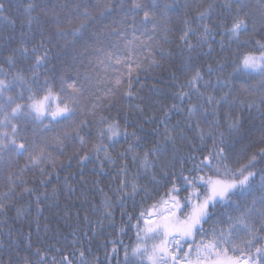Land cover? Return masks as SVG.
Masks as SVG:
<instances>
[{"label":"snow or ice","instance_id":"obj_1","mask_svg":"<svg viewBox=\"0 0 264 264\" xmlns=\"http://www.w3.org/2000/svg\"><path fill=\"white\" fill-rule=\"evenodd\" d=\"M93 7L95 15L87 6L83 13L73 15L80 8L77 4L61 19L67 5H52L46 0H20V32L17 36L16 19L4 15L8 6L5 0H0V24L11 28L8 35H0V161L6 154L17 160H26L18 174L7 175L9 191L0 196V213L7 211L2 201L35 197V222L38 226L46 202L59 199L58 189L52 187L48 192L49 181L43 178L51 176L46 166L50 165L53 171L57 167L52 151L62 152L65 141H75L83 150L82 155L76 154L81 163L89 160L90 152H104L105 159L112 164L117 160L126 161L119 168L115 189L118 194L116 203L121 209L127 199L135 203L141 191L148 195L149 184L168 187L166 198L161 197L147 213L141 211L136 224L130 225L136 229V243L131 248L124 247L123 264H144L145 258L149 264H264V168L259 173L255 170L257 154H253L247 164L230 168L229 154L235 145L226 142L225 132L221 131L224 126L222 120L227 123L229 135L241 130L239 116L232 111H223L224 108L231 110L245 104L234 96L236 76L256 81L249 84L244 80L240 88L244 93L258 96L259 107H264V41H255L259 56L245 54L231 65L227 63V56L219 60L212 56L217 34L221 35L219 45L224 52L225 36L229 46L235 44L240 48L247 47L257 32H264V0H211L206 4L204 0H185L179 6L161 3V0H103L102 5ZM173 15L183 16L178 37L181 43L176 46L181 50L178 72L184 80L179 82L180 76L173 73L172 79L177 83L178 91L172 96L174 102L161 110L159 124L163 126V132L155 129L161 139L142 155L137 151L138 144H129L112 157L108 149L119 143L121 127L111 112L113 109L119 112L125 100L130 102L137 95L133 89V73L142 64L132 59L131 51L128 56H121L106 51L101 45L105 43L106 36H122L130 27L133 33L147 34L148 40L153 41L146 46L148 54L145 59L149 64H157L154 49H159L161 59L173 55L164 47L171 44L169 36L174 31ZM116 16L120 17L119 20L115 19ZM106 19L111 23H105ZM89 21L93 23L89 24ZM92 28L96 30L93 32ZM158 33L160 38L156 39ZM69 36L72 37L71 52L57 57L64 64L65 71L56 75V69L48 67L53 64L52 45L64 40L65 46H69ZM192 37L195 43H192ZM140 43L145 44L144 41ZM111 47L115 48V45ZM90 49L100 54L95 57V63L105 73L113 64L121 65L127 71L116 69L115 76L109 79L110 86L103 101L97 97L98 102H90L89 106L81 101L88 94L87 84L92 77L85 74L84 83H79V70H76L77 79L66 78V70L73 67L78 56L84 57ZM69 56L72 63H69ZM88 62L92 64L93 60ZM21 65H27V68ZM229 66L232 72L224 76ZM256 106V100L247 104L248 108ZM105 111L109 114L105 115ZM173 116L180 117L174 124ZM29 122H36L44 129L58 127L60 130L50 140L41 136L43 142H38L30 139L24 131ZM93 135L95 142L90 139ZM123 135L125 139L130 135L139 140L135 132L129 134L125 130ZM208 141L212 143L210 149L207 148ZM181 151L187 152V160L193 164L186 169L188 175H185L183 167L185 158L178 156ZM129 156L134 165L139 162L137 172L131 175L127 164ZM259 158L264 159V148L260 149ZM178 160L181 162L179 177L174 170ZM30 169H39L43 191L29 186L24 180L25 172ZM205 170L210 174L200 175ZM177 179H182L187 193L183 201ZM141 180L147 183L142 184ZM65 185L69 191L72 190L67 178ZM116 203L104 194V216L110 223ZM26 211L17 207L16 215L22 217ZM121 215L126 213L121 211ZM132 218L129 216V221ZM84 219L87 221L88 217ZM209 222L210 227L206 229ZM124 231L121 227L120 232ZM197 235L202 237L199 242L195 239ZM8 236L11 238L12 233L9 232ZM27 236L29 242L24 253L20 254L18 248L13 249L14 244L19 245V240H12L8 249L16 252V258L11 254L6 258L0 256V264H74L68 255H62L60 260L55 255L49 259L47 249L39 245L34 247L31 243V231ZM150 241L151 248L148 247ZM185 245L188 251H184ZM55 251L60 253L62 250L56 248ZM112 252L116 253L117 249L113 247ZM79 257V264H89L84 251L79 252ZM95 264H99V258Z\"/></svg>","mask_w":264,"mask_h":264},{"label":"trees","instance_id":"obj_2","mask_svg":"<svg viewBox=\"0 0 264 264\" xmlns=\"http://www.w3.org/2000/svg\"><path fill=\"white\" fill-rule=\"evenodd\" d=\"M115 2V0H114ZM150 2V0H146ZM175 3L177 6L182 5L185 0H161V3ZM211 2V0H204V3ZM8 6V11L4 15H8L13 19H16L15 32L17 36L20 32L19 27V15L20 0H5ZM46 3L52 5H67V8L61 13V19L71 12L73 6L79 4L80 8L78 13H83L87 6L93 14H96V9L93 6H100L103 4V0H46ZM57 11H60L57 8ZM119 16L115 19L119 20ZM183 16H172V27L174 31L170 34L169 39L171 44L164 45L166 51L173 53L171 57H165L161 59L159 49L153 50L157 64H149L145 59L147 56L146 46L151 45L153 41L148 40V35L141 32L133 33V30L129 27L125 30V34L122 36L105 37V43L101 45L109 52H116L121 56H128L131 51L132 59L141 62L142 67L137 69L133 73V89L136 92L131 101L125 100L124 104L117 112L113 109L111 116L120 121L121 136L118 138L119 143L114 148L108 149L112 157H116L117 153L126 149L129 144H138L137 151L142 155L147 149L153 147V144L161 139L157 136L155 129L159 128L160 132H163V126L159 124V120L162 117V109L168 107L173 103L172 96L178 91L177 83L173 81V73L180 76V81L183 82L184 77L178 72L180 67V52L181 50L176 46L181 43L179 41V29L182 27ZM105 23H111V20L106 19ZM89 21V24H92ZM74 26V25H73ZM118 26V25H117ZM35 27V25H33ZM92 28L91 31H95ZM11 31L10 26L6 24H0V35H8ZM139 37V39H136ZM87 39V35L85 37ZM160 38V34L156 35V39ZM192 43H195V38L192 37ZM221 35L217 34L214 41V50L212 56L217 60L222 56H227V63L231 65L233 61L237 60L245 54H255L259 56V51L255 45L256 40L264 41V32H257L251 37L247 47L238 48L235 44L229 46L227 37H224L225 51L221 52L219 41ZM72 37H68V45L65 46L64 40H58L52 45L53 64L49 65V68L56 69V75H59L61 71H65L64 64L57 57H64L65 53H70V44ZM140 41H144L145 44L141 45ZM82 43V42H81ZM115 45V48L111 45ZM127 46V50H126ZM80 48V45H77ZM204 51H207L205 47ZM100 55L94 50L90 49L84 57H77V60L71 69H67V77L77 79L76 70H79V83H84V76L88 74L92 77L91 82L87 84L88 94L82 99V104L90 106V102H98L97 97L100 98V102L103 101L104 93L107 91L109 85V79L115 76L116 69L120 71H127L121 65H112V68L107 73L95 63V57ZM195 55V54H194ZM203 56V53H201ZM185 58L187 53L185 50ZM204 59H211V57H203ZM89 59L93 60L92 64H89ZM130 62V61H129ZM69 63H72L69 56ZM25 69L27 65H21ZM232 72V67L229 66L224 73V76H228ZM43 75L41 80H43ZM127 80V77H125ZM248 80L249 84H255L256 81L244 76H236L234 78V87L236 92L235 98L245 101L244 105H238L235 109L224 108L223 111H232L235 115L239 116L241 120V130L239 133L233 135L228 134L227 123L223 120L221 123L224 125L221 131L225 132V140L230 144L235 145L233 152L229 154L228 164L232 169H236L248 163L250 157L253 154L258 155V159L255 162V170L259 173L260 169L264 168V159L259 158V152L261 148H264V107H259V97L253 96L249 93L241 91L240 84L242 81ZM57 87L59 82L57 81ZM226 90V89H225ZM27 98V92L25 93V99ZM256 100L257 106L248 108L247 104ZM139 106V108H137ZM139 109H143L141 112ZM105 115L109 113L105 111ZM154 117L155 119H149ZM179 116H173L172 123L174 124ZM60 129L54 128L52 130L42 128L36 122H29L24 126V131L30 139L34 138L38 142H43L41 136L45 139H51L55 132ZM127 131L129 134L135 132L139 137V140L131 137L125 139L123 132ZM87 131V130H85ZM93 133L95 128L92 129ZM92 142H95V135L91 138ZM107 144L108 142L105 141ZM197 143H199L197 141ZM212 143L208 141L207 148H211ZM83 154V150L80 149L79 143L75 141H65L63 145V151H52V157L57 161V167L53 171L51 166H46V171L51 173L50 177H43L49 181L47 191L51 192L52 187H56L59 193V199H49L43 206V212L39 216V225L35 222L36 206L35 197H16L11 201H2L7 206L6 213H0V256L7 257L9 254L16 258V252L10 251L8 245L12 243V240H19V245H13V249L19 250L20 254L24 253V250L29 242L28 232H32L31 243L35 247L41 246L48 250V258L51 259L53 255L57 257V260L62 258V255H68L70 259L74 261V264H79L80 257L79 252L82 250L85 253V258L89 261V264H95L96 258H99V264H123L124 261V247L134 246L136 243V229L130 225L136 224V218L139 217L141 211L151 210L154 203L161 199L166 198L168 187L163 184L159 186L148 185V195H145L141 191L140 195L135 198V203L131 199H127L124 203V208L121 209L116 203L117 193L115 189L118 183V177L120 176L119 168L125 164L124 160H117L115 164L105 159L104 152L89 153V160L82 163L77 159V153ZM178 156H183L185 162L183 167L185 169V175H188L186 169L193 167L190 160H187V152L181 151ZM171 157L169 156V159ZM154 159V158H152ZM26 163L25 159L17 160L15 157L5 155L3 161H0V196L9 191L7 175L10 173L18 174L20 169L24 167ZM129 174H135L139 166V162L134 165L131 162V156L127 159ZM175 172L177 177L181 171V162L176 163ZM210 173H200V175H207ZM24 180H26L31 187H36L40 191L44 189L40 186L41 173L39 169H30L25 172ZM65 178L67 183L71 186V191L65 185ZM15 179V176H14ZM19 184V180L16 181ZM141 183H147L141 180ZM177 186L181 188L180 198L183 201V197L187 195L184 191V184L182 179L176 180ZM170 187V185H169ZM103 189V192L100 191ZM20 191L19 188L16 189ZM203 191V190H202ZM112 197L116 206L113 209L112 222L104 216V194ZM23 207L27 209L26 213L22 217L16 215V208ZM121 211H124L126 215L122 216ZM87 216L88 220L85 221L84 217ZM133 217L129 221L128 217ZM31 222V227H29ZM101 222H103L101 224ZM143 221L141 220V225ZM211 222L205 225V228L210 227ZM47 226V227H46ZM124 227L125 231L120 232V228ZM11 232V238L8 233ZM196 241L199 242L202 237L197 235ZM54 246V247H53ZM152 242L148 243V247L151 248ZM113 247L117 249L116 253L112 252ZM56 248H60L62 251L57 253ZM195 248V245H193ZM184 251H188L187 245L184 247ZM230 255L232 253H229ZM195 254L193 253V258ZM144 264H149L145 258Z\"/></svg>","mask_w":264,"mask_h":264},{"label":"rangeland","instance_id":"obj_3","mask_svg":"<svg viewBox=\"0 0 264 264\" xmlns=\"http://www.w3.org/2000/svg\"><path fill=\"white\" fill-rule=\"evenodd\" d=\"M148 262V261H147ZM149 263V262H148Z\"/></svg>","mask_w":264,"mask_h":264}]
</instances>
